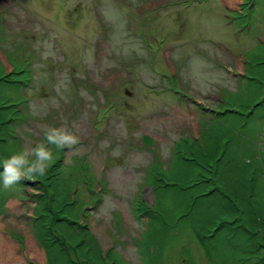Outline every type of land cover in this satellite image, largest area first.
<instances>
[{
  "label": "rangeland",
  "instance_id": "rangeland-1",
  "mask_svg": "<svg viewBox=\"0 0 264 264\" xmlns=\"http://www.w3.org/2000/svg\"><path fill=\"white\" fill-rule=\"evenodd\" d=\"M263 101L264 0H0V117L18 121L0 166L53 150L40 185L0 179V264H240L227 228L208 253L197 235L232 204L264 224V105L246 123ZM53 130L77 143L57 148ZM193 202L197 222L177 223ZM48 203L49 224L81 227L53 226L65 252L31 224Z\"/></svg>",
  "mask_w": 264,
  "mask_h": 264
},
{
  "label": "trees",
  "instance_id": "trees-1",
  "mask_svg": "<svg viewBox=\"0 0 264 264\" xmlns=\"http://www.w3.org/2000/svg\"><path fill=\"white\" fill-rule=\"evenodd\" d=\"M2 78H4V81H7V75H6V77H2ZM263 105H264V101L262 103H259L258 105L255 104L252 112H250V114H248L246 117L248 120L246 123H250L253 121V119H251V118L255 115L254 112L257 110L258 107H263ZM8 107H10V106H7L6 108H8ZM1 109L2 108H0V111H1ZM231 112H233L234 114H237L236 111H230V113ZM4 118L5 117H0V143H8L9 139L14 138L13 133L10 132V130L8 132H6L7 136L6 137L3 136L4 138H2L1 132H3L2 130H5L3 128L7 129L9 127V125H11L12 123L18 122L17 120L14 121L15 119H13V118H9V117L7 119H4ZM258 118L263 119L264 115H260V116L258 115ZM245 124L243 126H245ZM243 126L241 128H243ZM243 133L246 136L247 131L245 130ZM249 133H250V131H249ZM45 148L51 152L53 151L50 147V144H48V146H46ZM55 150L57 151V153H60V150H57V149H55ZM56 161L57 162L54 163L55 164L54 168L52 169V167H51L52 171H57L58 169L63 168V165H62L63 160L57 159ZM187 161L190 164L193 161L195 163V165L199 166L193 159L187 160ZM0 168H3V166H0ZM0 173H2V172H0ZM61 173H62V171H61ZM53 176L54 175H52L50 178H53ZM60 176H64V175L62 174ZM36 177H40V176H36ZM46 177H44L45 182H47V184H45V185L48 186L49 185L48 184L49 178H48V176H46ZM41 178H42V176H41ZM41 178L38 180H35V181H33L34 179L32 181L29 179H26V181L24 183L25 184L26 183H29V184L33 183V185L34 184L40 185ZM198 179L195 178V180H197V181H198ZM20 181L17 183L18 186H21L22 182L20 183ZM65 181H66V179H65ZM203 182H205V181H203V179L202 180L199 179L198 182L192 183V185L190 187L197 186L199 184H202ZM24 183H22V184H24ZM171 186H174V185H171ZM171 186L168 184L164 185V183H162V185H160L159 188L166 189V188H170ZM186 189H189V188H186ZM98 195L100 196L101 192ZM57 196L58 195H56L55 198ZM203 196H200V197H203ZM100 202H101V200L99 198L97 200L95 206L97 207V204L98 203L100 204ZM229 202L232 203L231 201H229ZM193 204H194V202L188 206L189 209L186 210L185 212H183V215H180L179 217H177V220H176L177 223L183 222L184 220L189 219L192 216V207L195 205V204L194 205ZM141 205L145 206L144 204H141ZM232 206H234V205L232 204ZM232 206H229L228 210L229 211L235 210L234 211V213H235L234 217L228 218L225 215V217L219 221V225H216L213 228L214 230H212L209 235H205V236H202L199 234L197 235V240H198L199 244L201 245V248L204 249L205 251H207V253L210 252L211 250L208 248L209 242L215 240L216 238L218 239V236L220 235V233L224 229L227 228V232L224 234V236L221 237V239L225 243L226 247H228L226 249V251H228V252H230V254H234L238 257L237 262L239 261L240 264H242L243 262H245L246 264H264V238L261 236L262 231H263V227L261 225L264 226V224L259 225L260 229L257 231L254 227L246 224L243 216H241L239 213H237L238 207L234 206L235 209H233ZM134 207H133V211H135L134 213H135L138 220H140L142 218L147 220V221L160 219L161 223L165 222V220H163L164 213L159 214L158 212L154 211V209H151V207H150V210L146 207H142L139 209V207H137L136 204H134ZM54 208L55 207H53V204L48 203L46 206H44V208H42L43 214H40L38 217H36L34 220H32L31 224H32V226L33 225L36 226L38 228V231L39 230L45 231V236L47 238L46 241H48L46 243L47 248H50L56 244H60L61 248L63 247V249H62L63 252H65V251H67V247H66L67 245H65V243L63 244L61 242L63 239L61 240L59 237H56V236H59L57 234L58 228H53V226L65 224V226L67 225L73 230H74V228L80 229L81 227H79V225L76 224V222H74V220H72L73 218L71 216H70V218L66 217V216L65 217L64 216H62V217L58 216L55 220L52 221L53 224H51V223L49 224L48 223L49 222L48 217L50 215L52 216V214H54V212H53ZM57 213H58V211L56 210V214ZM193 219H194L193 222L198 220L197 217H194ZM193 222H191V220L189 219V221L186 223H193ZM207 228L209 229L210 227H206V229ZM51 236H54L55 238H53ZM243 255H244V258H242ZM189 263H191V262H189Z\"/></svg>",
  "mask_w": 264,
  "mask_h": 264
},
{
  "label": "clouds",
  "instance_id": "clouds-1",
  "mask_svg": "<svg viewBox=\"0 0 264 264\" xmlns=\"http://www.w3.org/2000/svg\"><path fill=\"white\" fill-rule=\"evenodd\" d=\"M49 143L54 144L57 148L65 146L71 147L77 143V138L68 133H62L53 130L46 134ZM29 155L34 156V161H29ZM52 161V153L43 145H38L30 152L25 150L21 154L13 155L10 159L4 162L3 173H0L3 187L11 189L13 185L17 184L21 179H34L36 176H43L46 174V169Z\"/></svg>",
  "mask_w": 264,
  "mask_h": 264
},
{
  "label": "flooded vegetation",
  "instance_id": "flooded-vegetation-1",
  "mask_svg": "<svg viewBox=\"0 0 264 264\" xmlns=\"http://www.w3.org/2000/svg\"><path fill=\"white\" fill-rule=\"evenodd\" d=\"M245 4V3H242V5ZM252 4H250V7H251ZM240 8L242 9L243 7L240 6Z\"/></svg>",
  "mask_w": 264,
  "mask_h": 264
},
{
  "label": "crops",
  "instance_id": "crops-1",
  "mask_svg": "<svg viewBox=\"0 0 264 264\" xmlns=\"http://www.w3.org/2000/svg\"><path fill=\"white\" fill-rule=\"evenodd\" d=\"M226 2H227V0H226ZM230 5H232V4H230Z\"/></svg>",
  "mask_w": 264,
  "mask_h": 264
}]
</instances>
